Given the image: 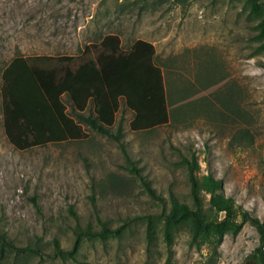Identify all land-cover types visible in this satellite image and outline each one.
Returning a JSON list of instances; mask_svg holds the SVG:
<instances>
[{"label": "rangeland", "instance_id": "374dc122", "mask_svg": "<svg viewBox=\"0 0 264 264\" xmlns=\"http://www.w3.org/2000/svg\"><path fill=\"white\" fill-rule=\"evenodd\" d=\"M262 18L246 0H0V89L2 71L16 57L85 59L84 48L116 35L124 51L138 40L152 45L176 109L167 124L146 131L130 130L132 113L122 101L115 117L126 152L160 202L125 170L116 143L85 126L81 140L16 150L4 135L0 95V236L13 246L0 249V264L253 258L256 230L246 223L232 235L207 199L204 237L194 240L183 226L168 246L163 216L170 195L193 208L186 157L197 162L198 177L221 181L234 209L264 218V48L255 40ZM62 100L70 114V102ZM91 111L90 104L84 114ZM102 225L108 236L75 244L77 228L100 232ZM55 241L73 257L57 255Z\"/></svg>", "mask_w": 264, "mask_h": 264}, {"label": "trees", "instance_id": "16d2710c", "mask_svg": "<svg viewBox=\"0 0 264 264\" xmlns=\"http://www.w3.org/2000/svg\"><path fill=\"white\" fill-rule=\"evenodd\" d=\"M246 3L253 14L264 13V4L259 0H246ZM255 40L264 48V18L257 24ZM83 53L85 59L72 56L16 57L3 69L0 95L2 126L7 141L20 151L77 141L84 137L82 126H85L115 142L125 170L139 180L150 198L161 202L126 152L122 123L115 120L120 101L132 113L129 123L132 131L165 125L175 112L174 100L166 90L160 67L155 64V50L149 43L138 40L124 51L116 35H107L98 44L84 48ZM63 96L70 102V114L66 112ZM90 104L92 111L84 114ZM181 163L185 166L193 208L170 195V210L163 216L168 246L174 230L179 227L188 226L194 240L205 236L203 204L207 199L209 211L223 215L222 222L229 226L232 235H236L246 223L256 230L259 245L254 257L243 264H264V218L260 221L241 208L234 209L231 199L224 196L219 179L211 174L197 176L198 164L194 158L182 157ZM153 231L152 222L148 221L146 233L149 241ZM111 232L105 225L100 232L77 228L75 244L81 237H106ZM12 247L0 236V249ZM54 247L60 257L74 255L72 250H61L56 241Z\"/></svg>", "mask_w": 264, "mask_h": 264}]
</instances>
